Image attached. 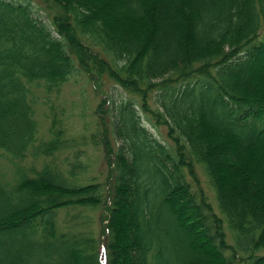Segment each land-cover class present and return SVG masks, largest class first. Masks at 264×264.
<instances>
[{
    "label": "trees",
    "instance_id": "16d2710c",
    "mask_svg": "<svg viewBox=\"0 0 264 264\" xmlns=\"http://www.w3.org/2000/svg\"><path fill=\"white\" fill-rule=\"evenodd\" d=\"M38 1L52 27L0 0V264H264V0ZM79 72L101 101L78 140L104 151V183L56 157L75 138L51 100ZM107 79L128 94L112 108Z\"/></svg>",
    "mask_w": 264,
    "mask_h": 264
},
{
    "label": "rangeland",
    "instance_id": "374dc122",
    "mask_svg": "<svg viewBox=\"0 0 264 264\" xmlns=\"http://www.w3.org/2000/svg\"><path fill=\"white\" fill-rule=\"evenodd\" d=\"M34 4V16L38 17L39 20L43 21L47 25L51 26V16L50 13L43 9L39 8V1L38 0H30ZM54 30V29H53ZM55 33V31H54ZM57 35V34H56ZM105 90L109 93L110 97V107L112 108V100L115 99L117 101H121L122 99H127L128 94L124 92L123 88L117 84L114 83V81H111L109 79L106 80ZM83 96H87L86 98H82ZM87 101V109L83 110V107H81V104L83 106V103ZM100 96L95 95L93 84H91L84 73H76L71 77L70 82L66 83L62 91L59 93L58 97L54 98V100H51L53 105H55L53 112L58 113V118L61 121L62 128L65 130V136L66 138H75L72 142L75 146L69 147L67 149H63L59 152H56V157H59V159H63L66 156L72 158V155L74 157L71 160H75V156L77 153H80V157L78 160H81L87 164V167L84 169H81L78 171V177L77 180L79 182L86 183L87 180L91 179L94 182H101L104 183L107 178L109 177L110 172V166L107 165L105 161V154L104 151L96 150L92 147H90L89 142L90 139H87V142L85 144L81 143L80 140H78L79 137H81L83 134L80 132L81 129H79V126H87L86 120L88 119L90 121V125L88 126V130L84 131L87 133L86 135H90L91 132L97 131V129L94 130L96 127L95 124V114L94 110L95 107L98 106L100 102ZM49 108L46 106L40 105L38 108V116L40 117V123H41V133L40 138L41 139H50L52 137V134L50 132V127L52 124L51 116L49 115ZM86 111V117L82 121L80 120L75 122L74 119H79L83 112ZM53 112L51 111L52 115ZM88 113V115H87ZM143 121L146 123L147 127L150 129V131L153 133L155 137H157L159 140H162L164 142H169L166 136V129L164 130L162 127H154V125L148 123L146 121V116L143 114ZM76 143H80L77 144ZM36 159L34 156H30V162H36L37 166H41V161L34 160ZM68 164V163H67ZM67 168V165H64ZM12 168L11 163L6 159L2 163V169L5 171H10ZM0 170V173L5 174L3 170ZM198 173L200 176L201 184L206 188L207 192L210 195V200L214 204V209L217 211V213L221 214L220 209L218 207V202L216 200L214 191L210 185V182L208 180L207 175L202 170L200 166H198ZM82 175V176H80ZM91 215L94 216L95 224L100 228V212L99 211H93ZM103 224L107 221H102ZM227 232L229 234V238L232 242H234V238L231 236V231L229 227L226 225ZM96 231L99 233L100 230L96 229Z\"/></svg>",
    "mask_w": 264,
    "mask_h": 264
}]
</instances>
